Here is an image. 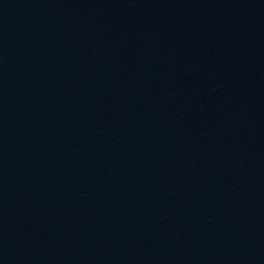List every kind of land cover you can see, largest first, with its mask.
I'll list each match as a JSON object with an SVG mask.
<instances>
[{
    "label": "water",
    "instance_id": "1",
    "mask_svg": "<svg viewBox=\"0 0 264 264\" xmlns=\"http://www.w3.org/2000/svg\"><path fill=\"white\" fill-rule=\"evenodd\" d=\"M0 264H264V0H0Z\"/></svg>",
    "mask_w": 264,
    "mask_h": 264
}]
</instances>
